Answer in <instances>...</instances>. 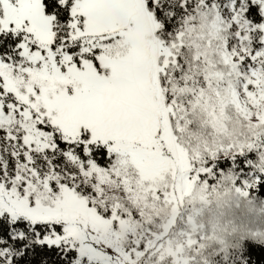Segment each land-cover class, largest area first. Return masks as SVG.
Returning a JSON list of instances; mask_svg holds the SVG:
<instances>
[{
	"label": "snow or ice",
	"instance_id": "obj_1",
	"mask_svg": "<svg viewBox=\"0 0 264 264\" xmlns=\"http://www.w3.org/2000/svg\"><path fill=\"white\" fill-rule=\"evenodd\" d=\"M221 186L264 201V0H0V264H264Z\"/></svg>",
	"mask_w": 264,
	"mask_h": 264
},
{
	"label": "trees",
	"instance_id": "obj_2",
	"mask_svg": "<svg viewBox=\"0 0 264 264\" xmlns=\"http://www.w3.org/2000/svg\"><path fill=\"white\" fill-rule=\"evenodd\" d=\"M222 190L226 191V186H222ZM229 190V189H228ZM254 203L257 206L264 208V201L256 200ZM248 206V205H247ZM227 213L219 220L221 225L228 229L235 228H248V227H259L264 228V211L262 214L246 211L245 206L239 205L236 208L231 209L228 207ZM256 215V216H255Z\"/></svg>",
	"mask_w": 264,
	"mask_h": 264
},
{
	"label": "rangeland",
	"instance_id": "obj_3",
	"mask_svg": "<svg viewBox=\"0 0 264 264\" xmlns=\"http://www.w3.org/2000/svg\"><path fill=\"white\" fill-rule=\"evenodd\" d=\"M210 199L212 201V211L216 214V218L220 220L225 213H227V208H236L240 204L245 206L248 213L262 214L264 208L257 206L254 202L248 203L243 199L238 198L230 189L226 191L222 190V186L217 189L215 193H210ZM248 205V206H247ZM256 216V215H255ZM208 217L205 215V222H207ZM222 220V219H221Z\"/></svg>",
	"mask_w": 264,
	"mask_h": 264
}]
</instances>
